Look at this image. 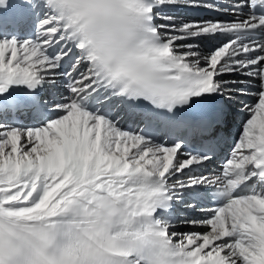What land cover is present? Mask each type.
Instances as JSON below:
<instances>
[{
  "label": "snow or ice",
  "instance_id": "snow-or-ice-1",
  "mask_svg": "<svg viewBox=\"0 0 264 264\" xmlns=\"http://www.w3.org/2000/svg\"><path fill=\"white\" fill-rule=\"evenodd\" d=\"M0 264H264V0H0Z\"/></svg>",
  "mask_w": 264,
  "mask_h": 264
},
{
  "label": "bare ground",
  "instance_id": "bare-ground-1",
  "mask_svg": "<svg viewBox=\"0 0 264 264\" xmlns=\"http://www.w3.org/2000/svg\"><path fill=\"white\" fill-rule=\"evenodd\" d=\"M178 16H180L181 18H184V19H189L183 15H181L180 13H176ZM244 113H241V112H236L235 110L233 111V115L232 117H230V124H229V129H228V133L231 134L233 136V139L236 138V136L238 135L239 133V130H240V121L241 119L244 117ZM132 125V127H135V125L133 124H130L128 122H125L123 124L124 127L126 126H130ZM138 130V129H137ZM230 151V150H229ZM228 151V153H229ZM215 165L216 163H210L207 165V169L204 170V175H208V176H211L217 169H215ZM180 211H183L185 212L188 216L192 217V218H200L202 217L205 213L203 211H201V208H195V209H179ZM178 231H181V232H188V231H203V229H199V228H192L191 226L189 225H182L181 227H179L177 229Z\"/></svg>",
  "mask_w": 264,
  "mask_h": 264
}]
</instances>
